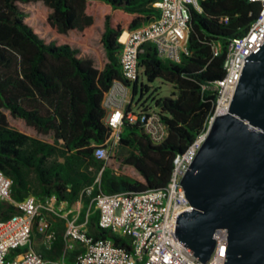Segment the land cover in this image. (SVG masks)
I'll list each match as a JSON object with an SVG mask.
<instances>
[{
	"label": "trees",
	"instance_id": "obj_1",
	"mask_svg": "<svg viewBox=\"0 0 264 264\" xmlns=\"http://www.w3.org/2000/svg\"><path fill=\"white\" fill-rule=\"evenodd\" d=\"M158 1L0 0V172L11 181L12 200L33 194L67 205L81 202V218L87 212L93 239H110L127 251L126 240L99 229L92 200L167 186L174 158L203 132L213 113L212 87L223 78L229 44L248 32L261 10L251 0H203L201 13L189 9V56L179 64L159 60L152 45L143 48L142 76L176 91L169 98L148 97L168 136L153 146L140 126L126 125L115 161L136 178L118 175L107 163L110 156L97 161L92 155L91 145H102L110 135L101 101L111 84L122 80L119 38L157 19ZM213 48L219 50L216 56ZM16 214L12 205L0 204V221ZM64 247L57 234L41 254L46 264L63 257L72 264L76 252L65 254Z\"/></svg>",
	"mask_w": 264,
	"mask_h": 264
},
{
	"label": "built area",
	"instance_id": "obj_2",
	"mask_svg": "<svg viewBox=\"0 0 264 264\" xmlns=\"http://www.w3.org/2000/svg\"><path fill=\"white\" fill-rule=\"evenodd\" d=\"M201 1L159 0L153 5L159 11L157 19L135 31L125 32L119 38L122 80L114 81L101 101L102 123L110 135L102 145H91L92 155L97 161L107 160L110 152L120 148L121 134L126 125L140 126L153 146H159L166 140L168 132L155 103L150 100L151 104L143 103L138 107L148 93L140 80L143 76L138 56L147 45L155 48L157 58L162 61L179 64L183 56H189V9L201 13ZM251 1L260 3L259 16L243 37L229 44L223 78L212 87L217 95L213 113L203 132L174 158L167 186L139 194H98L92 200L98 213L99 229L126 240L130 251L117 247L110 239L94 240L86 229L87 222L78 225L75 218L66 221L63 236L65 254L76 252L72 264H201L175 238L177 217L192 211L179 184L205 141L214 119L227 113L244 60L264 42V0ZM222 21L226 23L227 18ZM218 51V48H213V55L216 56ZM136 95H139V100L134 103ZM90 192L91 188L87 193ZM1 203L12 205L18 214L0 221V264H46L42 253L31 247L32 235L40 237L45 251L50 249L55 234L50 230L47 216L57 214L56 198L50 196L39 200L28 196L15 202L11 198V181L0 172ZM214 238L216 247L206 264H223L225 231H217ZM18 250L19 253L9 259ZM54 264L68 263L63 257Z\"/></svg>",
	"mask_w": 264,
	"mask_h": 264
},
{
	"label": "water",
	"instance_id": "obj_3",
	"mask_svg": "<svg viewBox=\"0 0 264 264\" xmlns=\"http://www.w3.org/2000/svg\"><path fill=\"white\" fill-rule=\"evenodd\" d=\"M179 186L192 211L177 217L175 238L193 258L206 264L224 230L223 264H264V42Z\"/></svg>",
	"mask_w": 264,
	"mask_h": 264
},
{
	"label": "rangeland",
	"instance_id": "obj_4",
	"mask_svg": "<svg viewBox=\"0 0 264 264\" xmlns=\"http://www.w3.org/2000/svg\"><path fill=\"white\" fill-rule=\"evenodd\" d=\"M71 36V35H69ZM141 80V83L144 87H148V93L143 97V99L140 101V103L138 104V107H140L141 104L145 103V104H151L150 100H147V98L152 94L154 95L155 97L157 98H169V97H172L174 94H176V91L174 90V88L171 87V85L167 84V83H164L160 80H155L154 82L152 83H148L146 81L145 78H140ZM139 100V95H136L134 97V103H136L137 101ZM135 110V108H134ZM121 153L120 149L118 150H115L113 152H110L109 153V156H110V159L112 160H108L107 163L110 164L111 167L114 168L116 174L118 175H126V176H129V177H135L136 176L133 174L132 171L130 170H126V169H123L121 168L118 163H116L115 161V158H117V156ZM114 160V161H113ZM93 174H95V176H97L99 173L96 172V171H92ZM30 181V186H31V189L34 191L35 190V185H34V180L32 177H30L29 179ZM34 196V195H33ZM82 205L80 204V209L81 210V207ZM73 208L76 209L77 208V205L74 204L73 205ZM47 220L50 224H52V226H56V224H58L62 229H64V224L62 222H60V220H57V219H54L52 216H47ZM89 231V229H88Z\"/></svg>",
	"mask_w": 264,
	"mask_h": 264
},
{
	"label": "crops",
	"instance_id": "obj_5",
	"mask_svg": "<svg viewBox=\"0 0 264 264\" xmlns=\"http://www.w3.org/2000/svg\"><path fill=\"white\" fill-rule=\"evenodd\" d=\"M29 196H33V194L29 195ZM74 204L77 205L76 209L73 208ZM74 204L73 205H67L66 203H63V202H59L56 204L55 209H56L57 214L51 215V216L54 219L60 220V222H62L64 224V229H62L58 224H56V226H52V224H50V230L52 232H54L55 236L57 234H62L64 236L66 221L73 220L75 218H77L76 223L78 225H83V224H85V222H87L86 229H87V231L89 229L88 232H90L91 226H90V223H88V221H87V216H88L87 212L85 213L84 218H81V212L83 210V204L81 202H76ZM80 204L82 205L81 210H79ZM31 247L38 253H44L45 252L44 247L42 246V242H41L40 237L36 236L35 234L32 235Z\"/></svg>",
	"mask_w": 264,
	"mask_h": 264
}]
</instances>
